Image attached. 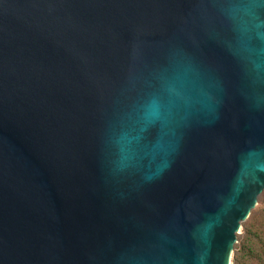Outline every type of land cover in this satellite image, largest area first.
Returning <instances> with one entry per match:
<instances>
[{"label":"water","instance_id":"95a60500","mask_svg":"<svg viewBox=\"0 0 264 264\" xmlns=\"http://www.w3.org/2000/svg\"><path fill=\"white\" fill-rule=\"evenodd\" d=\"M264 190V0H0V264H229Z\"/></svg>","mask_w":264,"mask_h":264},{"label":"rangeland","instance_id":"374dc122","mask_svg":"<svg viewBox=\"0 0 264 264\" xmlns=\"http://www.w3.org/2000/svg\"><path fill=\"white\" fill-rule=\"evenodd\" d=\"M243 222L249 223L251 231L258 232L259 235L250 237L251 242L248 245L250 252L248 253L246 250L240 249L243 235L241 228H239L232 245L229 264H232L233 256L238 258L237 264H264V249L260 243H264V190L257 196L254 207Z\"/></svg>","mask_w":264,"mask_h":264},{"label":"trees","instance_id":"16d2710c","mask_svg":"<svg viewBox=\"0 0 264 264\" xmlns=\"http://www.w3.org/2000/svg\"><path fill=\"white\" fill-rule=\"evenodd\" d=\"M240 228H241V232H242V235H243V239L241 241V248L240 249L241 250H246L249 253L250 252V248H249L248 245L251 242L250 237L255 236V235H259V233L255 232V231L252 232L249 223L246 224V222H241L240 223ZM255 237H257V236H255ZM260 243H262V245H263L262 248L264 249V243L263 242H260ZM237 263H238V258L233 256L232 264H237Z\"/></svg>","mask_w":264,"mask_h":264}]
</instances>
